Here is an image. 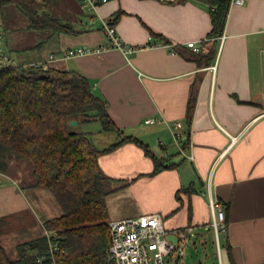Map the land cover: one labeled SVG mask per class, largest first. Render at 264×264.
Returning a JSON list of instances; mask_svg holds the SVG:
<instances>
[{
	"label": "crops",
	"instance_id": "1",
	"mask_svg": "<svg viewBox=\"0 0 264 264\" xmlns=\"http://www.w3.org/2000/svg\"><path fill=\"white\" fill-rule=\"evenodd\" d=\"M59 3L76 33L54 36L45 43L48 56L24 66L69 48L105 45L100 28L88 23L92 19L100 26L119 13L114 26L121 41L136 48L133 55L109 49L49 66L88 78L124 135L136 137L157 156L177 154L171 159L177 166L156 175H151L152 161L133 143L102 154L99 166L115 180L106 198L108 220L160 213L168 232L191 228L195 248H204L212 198L225 205L226 229L212 249L219 264H264V0L228 5L223 33L216 40L208 38L211 14L201 0H108L85 19L77 0H52L51 11ZM189 41L199 42L204 52L213 48L211 61L207 63L205 53L187 49ZM158 42L171 45L175 54L153 47ZM213 66L215 71L210 70ZM192 90L195 102L188 126ZM148 119L180 123L174 131L177 142L165 123L146 124ZM97 123L100 141L92 139V131L86 133L99 150L106 149L117 135L101 132ZM232 137H237L234 143ZM13 167L0 173V216L6 218L0 238L11 251L44 236L43 223L62 215L50 191L30 187L32 180L13 173ZM191 184L196 193L181 194L179 203L176 192Z\"/></svg>",
	"mask_w": 264,
	"mask_h": 264
},
{
	"label": "trees",
	"instance_id": "2",
	"mask_svg": "<svg viewBox=\"0 0 264 264\" xmlns=\"http://www.w3.org/2000/svg\"><path fill=\"white\" fill-rule=\"evenodd\" d=\"M209 7L211 30L209 39L216 40L225 26L228 10L226 0H201ZM52 0H0V10L14 7L26 18L27 29L45 34L39 48L51 38L75 34L73 25L62 21L51 11ZM119 13L107 20L115 24ZM3 19V18H1ZM3 21V20H2ZM213 48L201 55L207 63ZM195 102L194 90L188 100L187 115L190 124ZM97 121L101 132L115 133L117 141L99 150L89 133L71 128V122ZM186 138L188 130L184 132ZM126 143L138 146L153 164L151 175L176 167L170 156H157L134 136L124 135L108 114L105 99L95 94L91 82L84 75L52 65H18L0 69V173L10 169L13 161L28 162L32 166L30 187L52 193L62 215L43 223L45 230L55 232L61 250L55 256L56 264H114L109 259V220L106 198L115 182L104 175L99 157ZM30 179V178H29ZM196 189L191 184L176 192L191 196ZM225 211V205L217 201ZM188 217H191L189 209ZM226 229V218L224 213ZM6 218L0 216V235ZM17 259L11 260L0 244V264H37V259L48 254L47 239H37L16 246ZM227 255L232 260L231 249Z\"/></svg>",
	"mask_w": 264,
	"mask_h": 264
},
{
	"label": "built area",
	"instance_id": "3",
	"mask_svg": "<svg viewBox=\"0 0 264 264\" xmlns=\"http://www.w3.org/2000/svg\"><path fill=\"white\" fill-rule=\"evenodd\" d=\"M81 9L93 14L97 9L105 4L108 0H77ZM229 6H242L243 0H226ZM91 22H94L91 19ZM100 30L104 35L107 43L97 47H78L69 48L61 54H52L48 60L35 63L37 65L47 66L54 61H67L78 57L100 54L109 49H115L123 52L127 57L134 54L136 48L125 45L117 35L115 26L110 21L104 19L101 21ZM220 39V38H219ZM222 39V37H221ZM4 42V24L0 17V69L13 67L15 61L11 54L5 49ZM169 44L158 42L153 47L169 48L170 54H175L170 49ZM187 49L192 53L201 52V44L195 41L185 43ZM215 71V67H210ZM165 123L171 130L175 141L179 136L174 133L181 128L178 122H168L167 120L148 119L146 124L156 122ZM237 137H232L234 143ZM181 155L186 156L184 150L180 149ZM189 159H192L189 156ZM1 186V183H0ZM209 208L211 211L210 227L216 235L218 246V234L225 230L224 211L217 204L216 200L210 198ZM109 259L114 264H181V259L185 255L189 239L192 234L191 228H184L168 232L163 223V216L160 213H150L138 217H127L120 220L109 221ZM44 236L47 239L48 254L37 259V264H56L55 256L61 250L59 236L52 231L45 230ZM219 254V250H218ZM173 255L176 257L173 259ZM167 260V262H166Z\"/></svg>",
	"mask_w": 264,
	"mask_h": 264
},
{
	"label": "rangeland",
	"instance_id": "4",
	"mask_svg": "<svg viewBox=\"0 0 264 264\" xmlns=\"http://www.w3.org/2000/svg\"><path fill=\"white\" fill-rule=\"evenodd\" d=\"M78 3V1H77ZM56 10L53 11V14L57 17H60L62 21H67L71 19L65 13L64 6L59 3V5L55 8ZM89 12L85 11V14L81 16L85 19L89 16ZM0 17L3 18L4 24V42H5V49L11 54V56H15L16 60L15 65H25L27 63L33 62L38 59H43L48 56V49L49 44H43L39 48L35 49L39 42L43 41L46 37L45 34L36 33L34 31H29L27 29V23L25 16L16 8L14 7H7L3 10H0ZM88 23V21H87ZM91 20L88 23L89 27L93 28H100L99 23L94 21L93 25H91ZM71 128L78 132L86 133L87 131H92V139L95 141H100L101 133H98L100 126L97 122H94L92 126H88L86 124L78 123L76 125H72ZM111 135V134H110ZM113 136V135H112ZM111 141V139H110ZM11 166H14L11 171L16 173L19 171L24 178H32V166L28 162L24 161H13ZM7 173H10L9 169ZM32 180V179H31ZM14 221L16 218L13 219ZM18 220V219H17ZM219 236L221 237V232L218 234V245H219ZM19 241L20 239H16ZM206 244L205 247L198 246L195 248L194 239H190L188 242V246L185 250V256L183 257L182 261L184 264H219V259H217L214 254L212 253L213 243L217 248V241L215 232L212 230L206 231ZM0 243L4 245L7 249L8 256L11 260H16L18 255L16 249L13 251L6 245L4 238H0ZM199 244V242H198ZM176 255H173V259ZM167 262V260H166Z\"/></svg>",
	"mask_w": 264,
	"mask_h": 264
},
{
	"label": "water",
	"instance_id": "5",
	"mask_svg": "<svg viewBox=\"0 0 264 264\" xmlns=\"http://www.w3.org/2000/svg\"><path fill=\"white\" fill-rule=\"evenodd\" d=\"M72 125H76V121H72Z\"/></svg>",
	"mask_w": 264,
	"mask_h": 264
}]
</instances>
